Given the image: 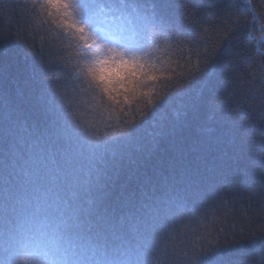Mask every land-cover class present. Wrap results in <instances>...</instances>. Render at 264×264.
<instances>
[{
  "label": "trees",
  "instance_id": "1",
  "mask_svg": "<svg viewBox=\"0 0 264 264\" xmlns=\"http://www.w3.org/2000/svg\"><path fill=\"white\" fill-rule=\"evenodd\" d=\"M40 3L0 0V106L32 129L51 121L53 104L88 127L139 121L148 99L167 101L101 195L119 203L179 179L190 194L157 224L166 264H197L210 246L217 264H264V0H145L163 31L132 39L162 78L123 105L128 116L88 89L78 42L31 7Z\"/></svg>",
  "mask_w": 264,
  "mask_h": 264
},
{
  "label": "snow or ice",
  "instance_id": "2",
  "mask_svg": "<svg viewBox=\"0 0 264 264\" xmlns=\"http://www.w3.org/2000/svg\"><path fill=\"white\" fill-rule=\"evenodd\" d=\"M31 7L46 10L78 42L84 83L125 116L123 105L149 97L143 87L162 78L144 59L150 53L141 42L149 30L163 31L155 4L42 0ZM166 102L148 99L149 111L139 121L117 117L114 125L101 119L88 127L53 104L51 121L32 129L21 126L7 102L0 106V264H166L158 254L157 224L183 207L189 186L178 179L119 203L101 195L109 174L136 150ZM214 251L204 250L197 264H217Z\"/></svg>",
  "mask_w": 264,
  "mask_h": 264
}]
</instances>
